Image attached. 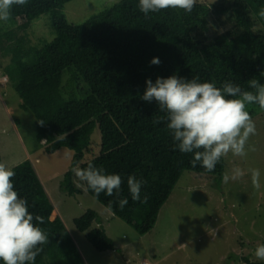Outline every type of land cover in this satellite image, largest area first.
Wrapping results in <instances>:
<instances>
[{"label":"trees","instance_id":"obj_1","mask_svg":"<svg viewBox=\"0 0 264 264\" xmlns=\"http://www.w3.org/2000/svg\"><path fill=\"white\" fill-rule=\"evenodd\" d=\"M70 1L28 0L26 5L13 6L9 22L16 20V24L0 33V58L9 57L5 64L0 61V70L19 94L21 108L34 115L36 138L47 152L66 147L74 151L73 166L84 169L93 164L121 176L119 197L103 192L97 196L82 182L95 199L143 235L155 225L159 209L183 171L213 175L218 185L225 172V158L213 172L199 163L192 167L194 154L175 147L167 114L155 100L141 98L146 80L199 77L201 83L215 82L222 88L232 82L255 92L248 81L256 78L264 84V17L258 14L264 0L211 4L197 0L191 13L169 8L147 16L139 10V0H119L77 23L63 10ZM43 14H50L53 38L33 45L26 31ZM155 57L160 64L150 63ZM247 110L252 117L258 113ZM68 114L76 123L70 130L64 126V133L60 129ZM96 127L102 132V149L89 155ZM11 169L15 190L27 200L29 211L45 220L38 226L49 241L42 245L35 264H86L62 218H52L54 204L33 162L27 159ZM130 175L144 181L138 201L128 189ZM72 182L69 170L60 189L81 193L83 189L76 192ZM119 198L128 200L123 209ZM97 217V212L87 210L74 223L96 250H114L104 227L91 229ZM241 259L264 264L246 255Z\"/></svg>","mask_w":264,"mask_h":264},{"label":"rangeland","instance_id":"obj_2","mask_svg":"<svg viewBox=\"0 0 264 264\" xmlns=\"http://www.w3.org/2000/svg\"><path fill=\"white\" fill-rule=\"evenodd\" d=\"M118 1L71 0L63 10L71 22L77 23ZM198 1L211 4L217 0ZM15 24L16 20L0 21V33ZM51 31L50 14H43L31 23L26 33L33 45H42L53 38ZM8 58L0 61L5 64ZM2 74L0 70V79ZM1 81V162L9 168L27 159L33 162L54 204L52 218L57 215L62 218L86 264H239L243 255L258 260L252 251L256 245L264 244V109L255 104L247 107L258 112L252 117L257 132L249 140L256 151H249L243 158L231 153L224 157L225 171L238 166L245 171L244 177L218 185L213 175L183 171L159 209L155 225L140 235L95 199L74 175L73 150L66 147L54 152L45 150L36 138L34 115L21 108L22 100L9 82ZM68 117L60 129L62 132L64 126L71 129L76 123L71 119L72 114ZM101 142L102 132L96 127L89 155L100 153ZM252 168L261 172L259 190L252 185L248 172ZM69 170L73 187L76 192L83 189L81 193L69 194L60 189L61 180ZM87 210L98 213L91 229L104 227L114 241V250H96L85 233L77 229L74 218Z\"/></svg>","mask_w":264,"mask_h":264},{"label":"clouds","instance_id":"obj_3","mask_svg":"<svg viewBox=\"0 0 264 264\" xmlns=\"http://www.w3.org/2000/svg\"><path fill=\"white\" fill-rule=\"evenodd\" d=\"M28 0H0V21L11 19L13 6H23ZM197 0H139V10L147 16L150 12L181 9L191 13ZM264 17V7L259 10ZM151 64H160L155 57ZM264 76V72H261ZM199 77L191 80L172 75L158 77L155 82L146 80V90L141 97L151 102L155 100L159 110L167 114V127L171 130L175 147L181 153L194 154L192 167L200 166L207 172H213L222 158L231 153L235 157H246L249 151H256L249 144L251 136L256 135V123L247 110V106L258 104L264 109V84L253 78L248 81L255 92L242 90L239 85L225 82L217 87L215 82H199ZM5 83L7 77H2ZM231 97V98H229ZM163 119V117L161 118ZM157 123L160 121H156ZM74 175L97 195L120 196L122 178L119 174H107L103 167L89 164L82 169L79 164L72 168ZM252 185L259 190L261 172L257 168L249 169ZM245 171L235 166L225 171L222 182L243 178ZM15 172L4 162H0V261L3 264H35L36 257L48 243L49 237L38 225L45 223L44 217L29 211L28 202L21 198L14 188ZM128 189L134 201L141 199L143 180L130 175ZM147 198L145 197V200ZM111 203V202H110ZM121 209L127 205L126 198H119ZM255 256L264 260V244L255 249Z\"/></svg>","mask_w":264,"mask_h":264},{"label":"flooded vegetation","instance_id":"obj_4","mask_svg":"<svg viewBox=\"0 0 264 264\" xmlns=\"http://www.w3.org/2000/svg\"><path fill=\"white\" fill-rule=\"evenodd\" d=\"M239 264H247V262H244V261L242 260V262H241V263H239Z\"/></svg>","mask_w":264,"mask_h":264}]
</instances>
